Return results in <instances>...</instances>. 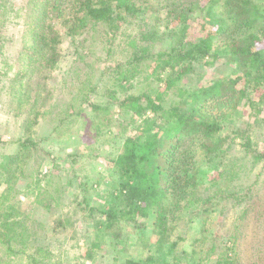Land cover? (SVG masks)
I'll list each match as a JSON object with an SVG mask.
<instances>
[{
  "label": "trees",
  "instance_id": "16d2710c",
  "mask_svg": "<svg viewBox=\"0 0 264 264\" xmlns=\"http://www.w3.org/2000/svg\"><path fill=\"white\" fill-rule=\"evenodd\" d=\"M14 0H0V53L5 44L2 31L10 19L18 14L9 8ZM29 0L28 22L23 31L24 66L17 75L20 94L16 98L17 110H26V124L37 122L38 115L27 120L30 112L41 100L45 81L50 71L57 68L60 55L57 47L64 35L76 49V59L91 34L105 38L106 58L109 65L103 68L110 80L105 97L112 100L120 110L132 117L141 118L147 113L151 119L143 123L151 134L127 137L119 152L110 160L116 178L117 205L100 212L104 217L101 231L109 232L121 222L132 230L139 229L153 213L156 233H170L179 216L191 213L194 217L209 209V200H202L205 176L197 170V151L205 152L216 175L210 184L215 188L212 198L239 204L246 198L231 191V183L241 172L247 175V165L237 162L225 163L229 149L238 139L247 164L264 166V150H260L251 133L241 134L230 130L224 134V120L240 102L250 109V117L262 112L263 98L254 100L252 92L264 89V0ZM197 13V14H196ZM195 14L197 16H195ZM9 21V22H8ZM163 30L160 32L159 27ZM3 34H6L3 32ZM161 34L168 44L157 51L153 42ZM7 42V41H6ZM78 49V50H77ZM120 49L122 60L115 59ZM223 56L234 64L230 78L224 82L213 81L207 86H189L187 82L196 74L197 68L213 66ZM114 57V58H113ZM152 62L150 71L146 61ZM170 73H167V71ZM146 75L147 87L135 93L133 83ZM102 77V76H101ZM91 87V82H87ZM196 84V83H195ZM97 87L88 90L85 97L96 93ZM91 101V102H89ZM98 123L109 120L108 108L92 102H84ZM83 105L79 106L80 112ZM84 109V108H83ZM79 112V114H80ZM24 113V112H23ZM154 117V119H153ZM153 119V120H152ZM92 121V120H91ZM31 144V142H28ZM22 142L24 151L30 147ZM21 159V158H20ZM16 160L2 162L4 173L12 179L18 169ZM219 180L225 182L221 188ZM9 180H7L8 182ZM83 186V185H82ZM80 208L85 219L86 210L91 212L84 200ZM0 214V241L9 253H15L13 245L24 236V224L12 219L13 208ZM2 212V211H1ZM88 212V211H87ZM244 213V212H243ZM18 215L17 212H15ZM90 217V215L88 214ZM66 217L53 220V231H65ZM100 226L101 222H100ZM142 227V226H141ZM182 240L177 236V241ZM113 240L119 241L117 236ZM236 236L215 241L206 250L193 247L194 264H241L237 254ZM97 237L91 240L82 256L91 258L100 248ZM198 240H193L192 244ZM174 241L170 249H175ZM199 243V242H198ZM206 258V259H205ZM205 261L203 262V260ZM145 259L127 258L122 264H150ZM78 264V263H77Z\"/></svg>",
  "mask_w": 264,
  "mask_h": 264
},
{
  "label": "rangeland",
  "instance_id": "374dc122",
  "mask_svg": "<svg viewBox=\"0 0 264 264\" xmlns=\"http://www.w3.org/2000/svg\"><path fill=\"white\" fill-rule=\"evenodd\" d=\"M205 1L201 0L199 6ZM28 2L14 0L9 3L8 7L14 8L18 15L11 18L1 32L5 44L0 53V214L12 207L11 220L22 222L25 233L14 243L15 253L7 254L0 241V264H122L127 258L143 260L148 256L153 258L150 264H194L197 260L191 255L194 246L204 251L213 242L227 239L229 235L236 236V252L241 264H264V166L247 164L237 145L238 139L229 149L225 163L231 160L239 165L242 160V164L247 165L246 169L250 171L247 175L240 172L230 181L232 192L247 195L244 201L234 204L225 198L211 199L215 188L209 180L216 172L205 152L199 150L197 170L204 174V186L207 187L200 195L202 200L209 198V209L194 217L191 213L181 214L171 224L172 232L161 237L152 225L153 213L139 229L132 230L129 224L121 222L109 232L101 231L105 219L100 212L117 205L116 178L110 160L127 137L151 134L143 120L151 119L153 115L132 117L105 97L110 80L103 73V68L109 65L104 37L91 34L85 48L79 51L83 57L78 61L76 49L64 35L57 47L59 64L50 71L44 91L39 95L45 103L41 105L39 101L30 112L27 119L30 123L36 114L38 118L29 127L28 121H24L26 110L19 112L16 102L20 94L17 75L24 66L22 36L23 31H27ZM162 28L159 27L160 32ZM167 44L168 40L159 34L153 42V50ZM257 49L264 51V45H258ZM119 52L120 49L115 59L122 60ZM144 64L143 69L149 72L152 62L147 60ZM234 69V64L221 56L213 66L197 68L189 82L183 83L196 88L213 81L224 82L232 76ZM145 76L133 83L131 91L134 94L147 87ZM88 81L91 87H87ZM94 86L98 88L97 92L85 97L84 94L87 95ZM251 95L254 100H264V89H256ZM88 97L108 108L109 120L103 121L105 125L93 120V112L84 103ZM260 107L261 114L254 118L250 117L245 102H240L225 118L223 133L230 134V130L251 133L257 147L264 150V103ZM24 140L31 142L27 144L28 151L22 147ZM18 156L21 159L17 166L21 173L15 172L10 179L2 169L5 167L2 162L7 159L10 164L8 159L17 160ZM218 182L221 188L225 185L221 180ZM84 200L92 210L85 211V219L80 212ZM61 214L68 218L67 228L54 232L53 220ZM114 235L119 241L113 240ZM94 236L100 241V248L91 258H86L82 252L89 248ZM177 236L182 240L177 241ZM193 240L199 243L193 245ZM174 241L176 247L170 249Z\"/></svg>",
  "mask_w": 264,
  "mask_h": 264
}]
</instances>
